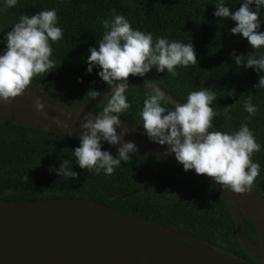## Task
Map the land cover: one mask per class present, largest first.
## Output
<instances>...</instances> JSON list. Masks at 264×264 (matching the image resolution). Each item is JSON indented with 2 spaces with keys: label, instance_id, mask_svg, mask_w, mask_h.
<instances>
[{
  "label": "trees",
  "instance_id": "obj_1",
  "mask_svg": "<svg viewBox=\"0 0 264 264\" xmlns=\"http://www.w3.org/2000/svg\"><path fill=\"white\" fill-rule=\"evenodd\" d=\"M217 0H17L15 7L4 9L0 0V40L11 31L22 14L32 15L55 8L62 39L53 43L51 59L56 69L32 79L30 88L72 102L93 99L108 90L106 82L97 75L98 68L86 71L88 49L97 46L104 34L102 21L111 20L113 10L124 15L134 29L151 32L153 37L191 43L197 64L177 67V75L157 73L155 68L145 77H129V83L149 81L181 102L190 91L207 88L214 91V127L210 131L233 132L241 123L253 131L260 152L252 160L260 164L255 188L264 197V89L254 88L259 76L250 68L236 66L230 55L235 51L246 61L251 55L264 52L253 50L246 38L230 33L235 22L213 16ZM242 0H224L230 10ZM264 15V10H262ZM260 31L264 32V23ZM4 44L0 43V51ZM80 78L82 82H77ZM95 81V83H91ZM89 91V92H88ZM149 91L131 89L125 93L131 107L120 118L141 124L139 109ZM252 96L257 107L254 116L244 111V102ZM107 98L94 110L101 111ZM171 107L172 104L163 105ZM226 107V108H225ZM79 140L62 134L31 127L0 122V201L43 199L95 200L122 212L141 216L180 232L200 237L215 250L245 264H258L243 248L235 221L225 201L204 180L182 167L132 154L111 175H99L80 169L72 150ZM113 155L116 148L104 147ZM62 159L72 163L77 178L58 177L49 167H58ZM28 176V180L25 178ZM249 238L259 244V236L249 218L244 215Z\"/></svg>",
  "mask_w": 264,
  "mask_h": 264
},
{
  "label": "clouds",
  "instance_id": "obj_2",
  "mask_svg": "<svg viewBox=\"0 0 264 264\" xmlns=\"http://www.w3.org/2000/svg\"><path fill=\"white\" fill-rule=\"evenodd\" d=\"M16 3L17 0H4V9L15 7ZM262 10L264 0H242L234 10H230L224 0H217L213 16L234 21L235 26L230 28V33L246 38L253 50H259L264 48V32L260 31L264 23ZM102 25L104 34L98 47L88 49L86 71L90 74L98 68L97 75L113 91L101 111L95 115L85 113L79 125L82 129L79 146L72 150V155L80 169L97 175L101 172L111 175L137 151L135 143L125 140L127 129L122 127L120 119L121 114L131 107L125 95L129 77L143 78L153 68L157 73L166 71L175 77L177 67L197 64V58L191 43L169 41L161 36L154 38L151 32L134 29L124 15L116 14L114 10L111 20L105 18ZM62 36L55 8L32 15L22 14L11 31L4 32L0 40L4 44L0 51V103H11L26 89H31L29 86L35 76L48 74L57 68L51 59V45ZM230 55L239 68L243 66L264 73V52L251 55L246 61H242L243 55L235 51ZM77 82L82 81L78 78ZM147 85L152 90L143 100L139 117L148 139L166 146L165 155L174 154L185 172L194 169L197 175H207L213 184L235 194L249 192L260 174V164L253 162L252 154L260 152L261 145L248 124L241 123L238 130L230 133L210 131L214 127V117L220 115L211 106L217 99L214 91L207 88L190 91L186 102L174 105L157 82L149 81ZM253 87L264 89V75L259 76L258 84ZM90 95L95 98L98 92L92 90ZM252 99L248 96L244 102L248 119L257 112ZM170 103L171 107L163 106ZM35 108L37 113L47 118L39 97L35 98ZM55 123L58 127H67L59 120ZM105 142L112 146L120 145L114 155L104 149ZM49 171L67 180L78 177L67 159H62L58 167L50 166ZM25 179L28 180V176Z\"/></svg>",
  "mask_w": 264,
  "mask_h": 264
},
{
  "label": "water",
  "instance_id": "obj_3",
  "mask_svg": "<svg viewBox=\"0 0 264 264\" xmlns=\"http://www.w3.org/2000/svg\"><path fill=\"white\" fill-rule=\"evenodd\" d=\"M128 90L151 91L144 82L128 84ZM159 87V86H158ZM161 88V87H160ZM175 105L183 103L165 89ZM108 89L88 102H72L38 88L26 89L11 103H0V122L36 128L79 140V127L85 113L103 103ZM44 104L37 113L35 98ZM171 104V103H170ZM126 141L137 145L133 154L182 167L166 146L148 139L142 124L123 118ZM59 120L67 127H58ZM119 132L120 129H117ZM120 145L104 147L117 148ZM195 173L194 169L189 170ZM197 175V174H196ZM225 201L236 224L244 250L264 264V197L255 188L235 194L213 184L207 175H197ZM246 215L259 236L255 244L248 236ZM0 264H245L212 248L198 236L177 231L110 205L82 199H43L0 201Z\"/></svg>",
  "mask_w": 264,
  "mask_h": 264
}]
</instances>
